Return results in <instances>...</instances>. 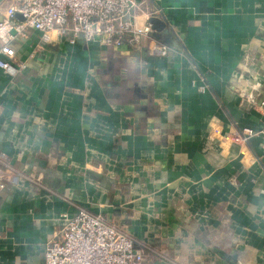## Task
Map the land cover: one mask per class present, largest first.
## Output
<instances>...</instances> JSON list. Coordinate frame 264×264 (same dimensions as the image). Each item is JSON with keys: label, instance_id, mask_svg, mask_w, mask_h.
I'll list each match as a JSON object with an SVG mask.
<instances>
[{"label": "crops", "instance_id": "obj_1", "mask_svg": "<svg viewBox=\"0 0 264 264\" xmlns=\"http://www.w3.org/2000/svg\"><path fill=\"white\" fill-rule=\"evenodd\" d=\"M140 1L164 22L150 36L166 56L147 38L10 42L0 264H43L61 214L81 207L127 232L140 264H264V138L238 133L263 119L264 0ZM17 3L0 0V20Z\"/></svg>", "mask_w": 264, "mask_h": 264}, {"label": "built area", "instance_id": "obj_2", "mask_svg": "<svg viewBox=\"0 0 264 264\" xmlns=\"http://www.w3.org/2000/svg\"><path fill=\"white\" fill-rule=\"evenodd\" d=\"M140 0H18L7 7L0 20V69L15 76L17 67L10 42L27 29L41 32L43 42L55 37H66L73 43L80 36L86 43L97 42L108 47H137L147 38L151 55L166 56L171 47L151 38L149 16L158 10H143ZM22 20H16V14ZM139 17L142 18L140 22ZM263 108V119L257 128L238 130L243 139L264 138V100L257 102ZM0 153V158L3 157ZM4 182L0 171V190ZM62 223L44 246L43 264H140L144 257L133 238L101 215L86 208L74 213H62Z\"/></svg>", "mask_w": 264, "mask_h": 264}, {"label": "water", "instance_id": "obj_3", "mask_svg": "<svg viewBox=\"0 0 264 264\" xmlns=\"http://www.w3.org/2000/svg\"><path fill=\"white\" fill-rule=\"evenodd\" d=\"M15 16L19 20L23 19L21 14H19V13H17ZM147 21H148V23H150L151 28H153L155 30H161V28L164 27V22L155 16H150ZM50 42H52V41L50 40L47 43L50 44ZM262 100H264V97L260 96V98L257 99V102L262 101ZM44 246H45V243H44ZM44 246H43V263H44Z\"/></svg>", "mask_w": 264, "mask_h": 264}]
</instances>
